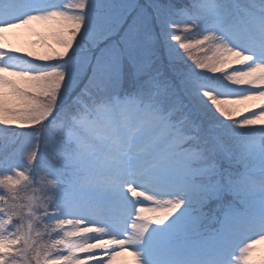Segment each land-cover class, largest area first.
<instances>
[{
    "label": "snow or ice",
    "instance_id": "snow-or-ice-1",
    "mask_svg": "<svg viewBox=\"0 0 264 264\" xmlns=\"http://www.w3.org/2000/svg\"><path fill=\"white\" fill-rule=\"evenodd\" d=\"M257 101L264 0H0V264H264Z\"/></svg>",
    "mask_w": 264,
    "mask_h": 264
},
{
    "label": "rangeland",
    "instance_id": "rangeland-1",
    "mask_svg": "<svg viewBox=\"0 0 264 264\" xmlns=\"http://www.w3.org/2000/svg\"><path fill=\"white\" fill-rule=\"evenodd\" d=\"M37 30H42V28L40 26H37ZM35 38L36 37L33 33L20 30L15 35L9 34L7 42L10 47H15L17 45L23 46L24 44L30 43V41ZM256 103H264V101H257ZM254 256L257 259H259L260 257H264V242H260L256 245ZM114 264H131V258L127 255L118 257Z\"/></svg>",
    "mask_w": 264,
    "mask_h": 264
}]
</instances>
